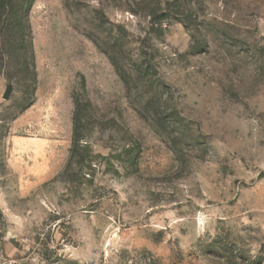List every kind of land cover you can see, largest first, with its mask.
<instances>
[{"label":"rangeland","instance_id":"374dc122","mask_svg":"<svg viewBox=\"0 0 264 264\" xmlns=\"http://www.w3.org/2000/svg\"><path fill=\"white\" fill-rule=\"evenodd\" d=\"M0 221V264H264V0H0Z\"/></svg>","mask_w":264,"mask_h":264},{"label":"water","instance_id":"95a60500","mask_svg":"<svg viewBox=\"0 0 264 264\" xmlns=\"http://www.w3.org/2000/svg\"><path fill=\"white\" fill-rule=\"evenodd\" d=\"M12 91H13L12 86H8L7 90H6L5 94H4V100H9V98H10V96L12 94Z\"/></svg>","mask_w":264,"mask_h":264},{"label":"trees","instance_id":"16d2710c","mask_svg":"<svg viewBox=\"0 0 264 264\" xmlns=\"http://www.w3.org/2000/svg\"><path fill=\"white\" fill-rule=\"evenodd\" d=\"M78 108V106H77ZM80 139H78L77 137H74V143L76 144V142H79Z\"/></svg>","mask_w":264,"mask_h":264},{"label":"built area","instance_id":"2783aa9c","mask_svg":"<svg viewBox=\"0 0 264 264\" xmlns=\"http://www.w3.org/2000/svg\"><path fill=\"white\" fill-rule=\"evenodd\" d=\"M1 225H2V224H1V221H0V233H1Z\"/></svg>","mask_w":264,"mask_h":264}]
</instances>
